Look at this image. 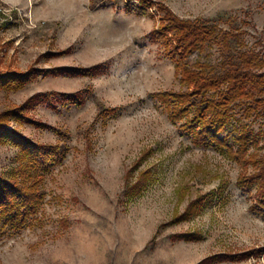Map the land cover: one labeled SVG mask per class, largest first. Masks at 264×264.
<instances>
[{"label": "rangeland", "instance_id": "374dc122", "mask_svg": "<svg viewBox=\"0 0 264 264\" xmlns=\"http://www.w3.org/2000/svg\"><path fill=\"white\" fill-rule=\"evenodd\" d=\"M169 15L230 32L264 76V0H0V71L25 76L0 88V114L56 153L40 168L0 144V173L39 200L0 233V264H264V217L243 190L264 114L238 99L218 146L195 143L192 88L153 35ZM224 54L212 42L188 63L220 73Z\"/></svg>", "mask_w": 264, "mask_h": 264}, {"label": "trees", "instance_id": "16d2710c", "mask_svg": "<svg viewBox=\"0 0 264 264\" xmlns=\"http://www.w3.org/2000/svg\"><path fill=\"white\" fill-rule=\"evenodd\" d=\"M163 21L166 25L153 35L170 47V54L180 72L181 81L192 88L191 95L186 98L189 100L188 109L194 113V120L186 128L194 133L196 144L218 146L216 143L220 141V131L230 117L229 106L238 99H246L251 104L248 111L260 109L264 114V97L259 96L264 91V76L253 73V69L262 68L256 55H245L243 52L231 54L230 39L235 37L230 32L217 34L213 24L201 21L184 22L170 15ZM212 42L220 43L225 51V65L220 73H215L209 64L198 61L188 63L192 54L201 53ZM23 77L24 74L15 71H0V88L9 89L14 81ZM12 112L14 113L10 110L0 114V144L18 147L22 155L32 159L40 168L49 166L50 158L56 153L44 146L33 144L17 131L10 130L4 118ZM235 142L242 150L246 145V153L255 143L247 129L246 134L241 133ZM253 159L257 170L246 176V189L243 190H254L256 200L253 209L264 217V157ZM38 203L32 185L25 186L16 182L11 173L7 177L0 173V233L7 225H20L33 216Z\"/></svg>", "mask_w": 264, "mask_h": 264}]
</instances>
